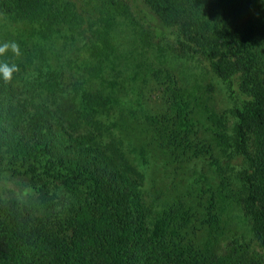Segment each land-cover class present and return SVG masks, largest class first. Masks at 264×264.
I'll list each match as a JSON object with an SVG mask.
<instances>
[{
  "label": "trees",
  "instance_id": "16d2710c",
  "mask_svg": "<svg viewBox=\"0 0 264 264\" xmlns=\"http://www.w3.org/2000/svg\"><path fill=\"white\" fill-rule=\"evenodd\" d=\"M118 18L204 61L234 126L168 69L150 72L162 110L130 98ZM7 39L20 54L0 56L19 68L0 76V264H264V0H0ZM159 155L208 160L217 181L148 204L137 161ZM230 201L246 244L220 239Z\"/></svg>",
  "mask_w": 264,
  "mask_h": 264
},
{
  "label": "rangeland",
  "instance_id": "374dc122",
  "mask_svg": "<svg viewBox=\"0 0 264 264\" xmlns=\"http://www.w3.org/2000/svg\"><path fill=\"white\" fill-rule=\"evenodd\" d=\"M118 25L113 33L118 52L125 64L124 74H117L118 80L126 81L131 89L130 98L141 94L142 104L152 112H159L163 108L161 97L164 88L152 80V69H168L174 74L181 85L194 90L201 99L203 107L210 111L224 113L229 127H233L235 119L232 116V103L229 91L215 73L198 57L180 56L170 49L167 43L143 44L135 36L134 27L127 25L118 18ZM17 27L13 25L16 30ZM4 30V29H2ZM12 30L13 32H18ZM19 33V32H18ZM17 35V34H16ZM15 40V38L13 39ZM9 42V39L0 41ZM59 45V44H58ZM55 45H52L54 47ZM11 55H14L9 51ZM140 91L138 94L137 92ZM135 94V95H134ZM206 128V124L202 123ZM146 164L140 158L137 163L144 174L143 189L148 204L158 206L164 201L174 199L173 196L185 192L188 184L198 182L200 186L217 181L213 168L208 160H196L186 163L168 164L162 155L158 159L149 158ZM155 210V209H154ZM252 223L242 209L233 202H228L224 212L219 236L223 244L230 241L246 244L252 239Z\"/></svg>",
  "mask_w": 264,
  "mask_h": 264
},
{
  "label": "clouds",
  "instance_id": "9594fccd",
  "mask_svg": "<svg viewBox=\"0 0 264 264\" xmlns=\"http://www.w3.org/2000/svg\"><path fill=\"white\" fill-rule=\"evenodd\" d=\"M9 51H11L14 55H19V45L14 41L0 44V56L6 55ZM18 71L19 68L15 64H0V76L3 77L5 82H10L13 78L14 73Z\"/></svg>",
  "mask_w": 264,
  "mask_h": 264
}]
</instances>
